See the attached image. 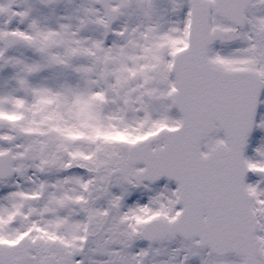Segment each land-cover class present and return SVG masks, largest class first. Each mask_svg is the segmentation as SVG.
<instances>
[{
	"label": "snow or ice",
	"instance_id": "obj_1",
	"mask_svg": "<svg viewBox=\"0 0 264 264\" xmlns=\"http://www.w3.org/2000/svg\"><path fill=\"white\" fill-rule=\"evenodd\" d=\"M0 264H264V0L0 2Z\"/></svg>",
	"mask_w": 264,
	"mask_h": 264
},
{
	"label": "rangeland",
	"instance_id": "obj_2",
	"mask_svg": "<svg viewBox=\"0 0 264 264\" xmlns=\"http://www.w3.org/2000/svg\"><path fill=\"white\" fill-rule=\"evenodd\" d=\"M0 2H4V0H0ZM260 136V133L258 131H254L253 136L250 138V146L248 147V149L246 150V155L247 156H254V148L257 146L258 144V137Z\"/></svg>",
	"mask_w": 264,
	"mask_h": 264
}]
</instances>
